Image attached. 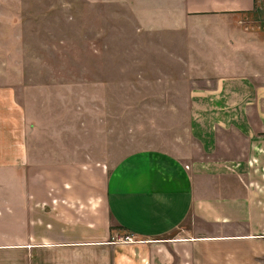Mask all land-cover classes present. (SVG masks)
Listing matches in <instances>:
<instances>
[{"label": "crops", "instance_id": "0c3cea01", "mask_svg": "<svg viewBox=\"0 0 264 264\" xmlns=\"http://www.w3.org/2000/svg\"><path fill=\"white\" fill-rule=\"evenodd\" d=\"M169 1L156 8L180 16L170 29L198 30L206 48L197 79L190 57L177 76L187 133L170 150L113 166L56 152L32 168L26 108L0 87V264H264V9Z\"/></svg>", "mask_w": 264, "mask_h": 264}, {"label": "rangeland", "instance_id": "374dc122", "mask_svg": "<svg viewBox=\"0 0 264 264\" xmlns=\"http://www.w3.org/2000/svg\"><path fill=\"white\" fill-rule=\"evenodd\" d=\"M159 6L166 0H0V87H13L26 108L32 168L60 159L56 152L113 166L186 136L177 76L190 57L185 71L197 79L192 59L206 48L198 30L170 29L180 16Z\"/></svg>", "mask_w": 264, "mask_h": 264}, {"label": "built area", "instance_id": "2783aa9c", "mask_svg": "<svg viewBox=\"0 0 264 264\" xmlns=\"http://www.w3.org/2000/svg\"><path fill=\"white\" fill-rule=\"evenodd\" d=\"M124 241H125V242H133V239H132L131 237H127V238H125Z\"/></svg>", "mask_w": 264, "mask_h": 264}]
</instances>
